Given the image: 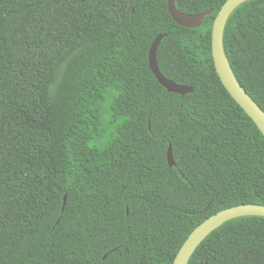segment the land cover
Wrapping results in <instances>:
<instances>
[{
    "label": "trees",
    "instance_id": "trees-1",
    "mask_svg": "<svg viewBox=\"0 0 264 264\" xmlns=\"http://www.w3.org/2000/svg\"><path fill=\"white\" fill-rule=\"evenodd\" d=\"M93 1L71 3L54 34L62 0H0V264H173L212 215L264 205V135L213 58L227 0H176L213 11L196 29L174 22L168 0L80 20ZM161 34V72L193 93L168 92L151 71ZM224 46L264 110V0L234 11ZM189 264H264V218L223 224Z\"/></svg>",
    "mask_w": 264,
    "mask_h": 264
},
{
    "label": "water",
    "instance_id": "water-1",
    "mask_svg": "<svg viewBox=\"0 0 264 264\" xmlns=\"http://www.w3.org/2000/svg\"><path fill=\"white\" fill-rule=\"evenodd\" d=\"M251 0H227L215 19L212 31V52L215 68L221 79L223 86L232 96V98L240 105V107L250 116L256 123L262 134L264 135V110L249 95L238 80L230 60L226 54L224 46V33L227 23L233 12L242 4ZM176 0H168V10L174 22L182 27L196 29L200 28L204 20L213 14V11H207L201 14H187L180 11L176 6ZM166 34L157 36L154 40L150 53L149 65L150 69L156 77L157 81L170 93L187 95L194 92L191 86L176 83L163 75L160 70L157 53L162 40ZM167 159L170 167H176V161L173 155L172 147H169ZM66 202V198H65ZM258 216L264 218V205L244 204L232 208L222 210L212 215L201 223L188 237L179 253L177 254L173 264H189L192 256L204 242V240L217 228L223 224L241 217Z\"/></svg>",
    "mask_w": 264,
    "mask_h": 264
},
{
    "label": "rangeland",
    "instance_id": "rangeland-1",
    "mask_svg": "<svg viewBox=\"0 0 264 264\" xmlns=\"http://www.w3.org/2000/svg\"><path fill=\"white\" fill-rule=\"evenodd\" d=\"M81 1L82 0H62V9L58 12L57 16L58 23L54 28L50 29L49 32L54 34L65 32V30H67V26L70 25V16L76 14L75 10L78 9L79 6H82ZM126 1L127 0H102V3L97 5V0H94L92 2V6L88 4L86 10H79V12H77V17L81 20L83 16L87 20L89 17H91L92 13H98V9L101 8L103 10L104 19L113 20V23H115L122 17ZM71 3L75 10L71 8ZM80 11H82L84 14H81Z\"/></svg>",
    "mask_w": 264,
    "mask_h": 264
}]
</instances>
